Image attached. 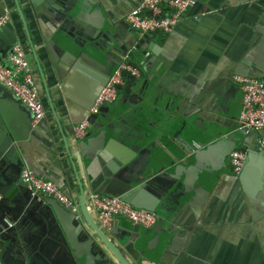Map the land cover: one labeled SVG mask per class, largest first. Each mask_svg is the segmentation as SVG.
Here are the masks:
<instances>
[{
  "label": "crops",
  "instance_id": "0c3cea01",
  "mask_svg": "<svg viewBox=\"0 0 264 264\" xmlns=\"http://www.w3.org/2000/svg\"><path fill=\"white\" fill-rule=\"evenodd\" d=\"M1 1L44 105L42 118L31 122L28 137L18 145L23 163L61 188L77 209L80 182L94 222L91 191L123 195L132 205L155 211L159 221L149 228L121 218L112 222L107 236L128 264L142 258L156 264H264L260 134L235 129L240 92L231 80L233 74H264V0H194L172 31L143 35L124 21L139 0H80L73 9L78 19L73 15L69 21L101 28L130 53L122 60L139 71L129 85L126 74L116 101L96 115L88 109L103 73L72 44L61 43L68 40L61 25L28 19L51 113L12 0ZM144 81L146 89L139 92ZM151 85L159 89L157 96ZM0 92L8 93L3 87ZM105 118L131 138L105 129ZM83 119L85 136L75 138L73 128ZM233 149L247 153L238 175L228 163ZM77 214L64 230L58 226L68 248L46 235L32 240L27 233L33 230L24 228L15 237L18 242L0 240V264H81V259L120 264Z\"/></svg>",
  "mask_w": 264,
  "mask_h": 264
},
{
  "label": "water",
  "instance_id": "95a60500",
  "mask_svg": "<svg viewBox=\"0 0 264 264\" xmlns=\"http://www.w3.org/2000/svg\"><path fill=\"white\" fill-rule=\"evenodd\" d=\"M79 3L80 0H24V2H20V0H12L15 13L18 16L22 31L29 45L30 53L36 66L40 84L44 92V98L49 105L51 113H53V109L50 102V95L44 81L41 65L37 60L36 52L30 41L28 19H32L35 22H43L44 20L49 19L53 24H56L57 26L61 25L62 28L59 27V29L68 37V40H65V42L62 41L61 43L65 45L72 44L76 47L77 52H79V56H87L91 62L93 61L96 64L98 71L103 73V83L99 89L106 82L112 70L122 61V58L130 55L129 52L125 53V47L107 36L104 31H100L101 28L96 29V27L92 28L88 25H80L69 21V17L73 15V20L78 19L79 13L78 15L75 14L76 11H73V9L76 6L78 7ZM4 9H6V7L0 0V15L3 13ZM27 13L28 15L26 16ZM16 42L17 37L14 32V26L12 22L8 20L0 28V60L4 59L11 46ZM91 55L98 56L100 60H97L96 57H92ZM108 67L110 69H108ZM151 87L156 89L155 95L157 96L159 94V89L156 88L155 85H151ZM143 88L144 90L146 89V81H144L138 91L141 92ZM38 89L40 94L39 86ZM99 109L96 114L100 111ZM105 120L107 121L104 126L105 129H113L117 132V136L123 139L131 138V135L126 134L125 131L118 126L116 128L113 127V122H111L109 118H105ZM31 121L32 113L17 98L13 97L9 91L8 93L0 92V219H3L5 216L8 218L7 220L4 219L5 227L3 232L0 231V240L6 238L13 243H15V240L18 242L19 240L15 239L17 233L26 228L28 230H33L32 232L27 233L31 236L32 240L34 239L36 241L38 238L46 235L56 238L62 244L61 249L64 247L68 248L69 245L67 246V242L61 234L60 229L69 219H73L75 215L78 216L77 213L80 212L87 226L90 227L94 235L102 242L115 259L120 264H128L107 236L108 233L112 232V229L103 231L89 217L85 210L80 182H78V211H70V209L61 206L51 197L31 195L24 186L19 184L18 174L21 167L23 165L28 168L30 167L23 163L18 145L28 137V133L31 129ZM131 121L129 123H131ZM129 128L130 126L128 125L126 129L128 130ZM134 132L135 129L133 135ZM84 136L85 133L81 138ZM198 152H195L193 155H198ZM258 152L261 154L263 165V151L258 149ZM246 158L247 153L244 154L241 167L237 173H234L235 175L240 173ZM91 192L99 193L97 191ZM119 196L131 206L136 207L125 199L123 195ZM149 211H152L156 215L154 223V225H156L160 217L155 211ZM5 221L11 223V225L7 227ZM4 231L7 234L4 233ZM43 246V243L40 244L38 249L41 250ZM86 255L91 258H97L96 254L93 252H87ZM72 256L74 260L78 257L75 251L72 253ZM86 260L88 259H81L80 263L85 264Z\"/></svg>",
  "mask_w": 264,
  "mask_h": 264
},
{
  "label": "built area",
  "instance_id": "2783aa9c",
  "mask_svg": "<svg viewBox=\"0 0 264 264\" xmlns=\"http://www.w3.org/2000/svg\"><path fill=\"white\" fill-rule=\"evenodd\" d=\"M193 2L194 0H139L125 14L124 21L139 35L152 32L169 33L182 20L185 11ZM204 14L205 12L199 13L200 16ZM8 20V11L4 9L0 15V28ZM123 73L133 78L139 77L138 69L122 60L97 92L88 109L89 115L96 114L101 106L116 101L117 90L123 85ZM231 80L240 92L235 129L244 133L255 131L260 134L257 145L258 149L263 151L264 165V138L262 136L264 134V74L258 76L233 74ZM0 86L7 89L32 113V123L42 118L44 105L39 89L34 81L24 49L17 42L11 46L4 59L0 60ZM87 124L85 119L76 123L73 128L75 138H81L84 135ZM193 145L197 146L195 143ZM244 154V151L240 149H233L229 152L228 163L233 173L239 171ZM18 182L31 195L48 196L70 211L78 210L76 202L61 188L52 181L37 176L24 165L19 171ZM88 198L95 213L96 225L103 231L110 230L116 218L144 228H149L155 223L156 215L152 211L133 207L119 195L91 192ZM5 222L7 227L11 225ZM137 264L156 263L142 258Z\"/></svg>",
  "mask_w": 264,
  "mask_h": 264
},
{
  "label": "trees",
  "instance_id": "16d2710c",
  "mask_svg": "<svg viewBox=\"0 0 264 264\" xmlns=\"http://www.w3.org/2000/svg\"><path fill=\"white\" fill-rule=\"evenodd\" d=\"M126 77H127V75L125 73H123V79L124 80H125ZM128 77H131V76H128ZM132 78L133 77H131V79H129V81L125 80L126 81L125 84L126 85L132 84V82H133V79Z\"/></svg>",
  "mask_w": 264,
  "mask_h": 264
}]
</instances>
